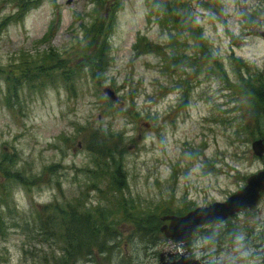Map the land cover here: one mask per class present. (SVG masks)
I'll use <instances>...</instances> for the list:
<instances>
[{
    "label": "rangeland",
    "instance_id": "1",
    "mask_svg": "<svg viewBox=\"0 0 264 264\" xmlns=\"http://www.w3.org/2000/svg\"><path fill=\"white\" fill-rule=\"evenodd\" d=\"M263 172L264 0H0V264L178 260ZM184 256L264 264V193Z\"/></svg>",
    "mask_w": 264,
    "mask_h": 264
},
{
    "label": "water",
    "instance_id": "2",
    "mask_svg": "<svg viewBox=\"0 0 264 264\" xmlns=\"http://www.w3.org/2000/svg\"><path fill=\"white\" fill-rule=\"evenodd\" d=\"M258 145V146H257ZM257 146V147H256ZM252 150L257 157L263 152V145L259 142L253 144ZM264 172L254 176L247 182V186L237 194L231 196L225 203H215L206 208H197L183 217L169 216L162 220H170V226L160 229L166 238L174 240L177 252L180 254L178 260L168 261L169 253L159 256V264H202L197 259H188L183 253L186 241L195 233L197 227L216 224L234 217L241 210L253 209L258 202L260 194L264 192Z\"/></svg>",
    "mask_w": 264,
    "mask_h": 264
},
{
    "label": "trees",
    "instance_id": "3",
    "mask_svg": "<svg viewBox=\"0 0 264 264\" xmlns=\"http://www.w3.org/2000/svg\"><path fill=\"white\" fill-rule=\"evenodd\" d=\"M114 11H115V10H114ZM49 56H50V54H49ZM46 58H47V57H46ZM68 215H77V213H76V211H71V212L68 211ZM84 215H88V214H84ZM84 215H83V216H84ZM84 217H85V216H84ZM84 220L86 221L87 219L85 218ZM81 230H86V229L83 228V229H81ZM81 230H79V231H81ZM77 233H78V232H77Z\"/></svg>",
    "mask_w": 264,
    "mask_h": 264
},
{
    "label": "bare ground",
    "instance_id": "4",
    "mask_svg": "<svg viewBox=\"0 0 264 264\" xmlns=\"http://www.w3.org/2000/svg\"><path fill=\"white\" fill-rule=\"evenodd\" d=\"M48 48H50V47H48Z\"/></svg>",
    "mask_w": 264,
    "mask_h": 264
}]
</instances>
